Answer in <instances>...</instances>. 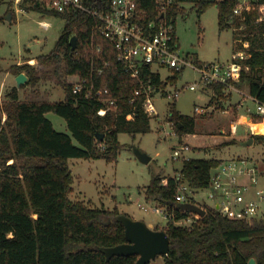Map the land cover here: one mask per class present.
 <instances>
[{"label": "trees", "instance_id": "16d2710c", "mask_svg": "<svg viewBox=\"0 0 264 264\" xmlns=\"http://www.w3.org/2000/svg\"><path fill=\"white\" fill-rule=\"evenodd\" d=\"M137 1L145 9L148 21H158L160 15L153 0ZM82 2L90 9L110 7L109 0ZM263 2L250 0L238 14L240 0H175L167 12L176 24L178 16L185 13L184 3H192L199 14L216 5L219 29L233 30L234 52L246 51L251 55L245 61L249 70L242 72L238 87L247 84L249 94L261 102H264V77L259 75L264 70ZM3 3L0 0V7ZM20 5L22 9L37 10L65 22L54 48L36 57L41 65L57 64L55 72L61 74L58 76L62 78L65 97L55 102L20 100L19 90L14 87L9 99L0 106V264H135L138 259L135 254L108 259L107 248L126 242L125 225L120 220L122 212L119 207H92L73 200L74 176L69 159L115 161L123 147L120 133L136 138L151 131L152 118L145 113L141 99L136 104L130 101L139 82L124 72L113 44L93 30L89 12L49 10L39 0H21ZM3 19L0 14V22ZM73 36L77 38L74 51L70 44ZM93 60L96 69L103 68L99 81L109 85L110 96L117 103L115 110L103 116L98 110L105 104L99 98L74 94L68 82L70 75L89 76ZM195 61L201 63L197 57ZM11 70L15 74L25 72L27 84L33 85L39 82L42 72L28 63L13 65ZM182 71H174L167 81L176 84ZM153 78L160 88H166V81L161 82L159 75ZM207 89L215 95L225 94L223 85ZM169 109L167 120L174 122L179 136L195 133V115L182 113L175 102L169 103ZM48 112L64 117L72 135L57 130L47 117ZM131 113L133 118L129 119ZM2 114L6 115L4 122ZM252 137L264 143V134ZM222 161L190 158L183 160L180 170L199 191L209 185L211 169ZM164 177H169L167 185L162 184ZM144 192L148 201L165 206L169 212L163 228L170 238L166 264H248L251 258L264 264V220L229 219L213 209L196 218L194 212L174 203L176 183L161 172L153 174ZM189 216L195 217L191 225L178 224Z\"/></svg>", "mask_w": 264, "mask_h": 264}, {"label": "rangeland", "instance_id": "374dc122", "mask_svg": "<svg viewBox=\"0 0 264 264\" xmlns=\"http://www.w3.org/2000/svg\"><path fill=\"white\" fill-rule=\"evenodd\" d=\"M20 1L4 0L0 7V14L4 17L0 22V106L9 99V93L14 87L19 90L20 100L61 101L65 92L62 78L58 76L61 74L55 72L57 64L41 65L36 57L54 48L65 22L56 16H44L37 10L22 9ZM183 6L185 13L178 16L175 24L181 56L197 57L202 62L230 61L233 56V30L219 29L217 6L210 5L201 14L192 3H184ZM9 13L11 21L6 18ZM42 21H47L49 28H45ZM25 63L41 70V78L36 85L27 84L26 81L17 87L18 74L13 73L11 67ZM157 69L164 77L171 74L167 69ZM259 75L264 77V70ZM199 78L197 71L187 67L178 76L176 84H168V91L193 82L197 83V89L181 90L176 100L159 94L156 106L160 115L152 119L151 131L138 134L136 138L125 132L120 133L119 140L123 147L115 161L104 158H70L69 165L74 176L71 198L92 207H119L122 215L143 220L153 229L159 226V230H164L167 218L155 210V203L147 200L144 188L150 183L153 174L161 172L168 176L181 169L183 160L171 159L172 147L179 146V139L190 144L191 151L187 154L189 158H220L225 161L238 158L262 159L264 143L254 140L252 144L246 145L254 128L241 122L244 115L255 112L256 102L243 95L241 102L244 104L241 105V102L234 103L231 95L230 98L225 96L221 103H209L210 98L204 92ZM246 85L241 89L245 91ZM239 96L235 93V99H239ZM172 102L176 103L182 113L196 116L195 133L179 136L175 126L168 122L169 103ZM196 106L209 109L207 112L196 113ZM47 117L57 130L72 135L64 117L54 112H48ZM5 119L6 115L2 114V121ZM222 129H225L224 133ZM167 132L170 133L168 136ZM230 140L234 142L223 145V142ZM74 142L78 144L76 140ZM137 149L151 156V161L142 162L136 155ZM196 200L211 202L206 191L200 192ZM148 264H166L165 256H157Z\"/></svg>", "mask_w": 264, "mask_h": 264}, {"label": "built area", "instance_id": "2783aa9c", "mask_svg": "<svg viewBox=\"0 0 264 264\" xmlns=\"http://www.w3.org/2000/svg\"><path fill=\"white\" fill-rule=\"evenodd\" d=\"M39 1L49 10L64 12L81 9L92 15L93 30L113 44L116 58L124 72L139 82V86L130 97L131 103L136 104L141 99L145 113L152 119L159 118L160 115L156 106L159 94L167 99L176 100L181 90L197 89V83L193 82L182 88H175L174 91H168L167 87L160 88L158 86L153 75H159L161 82L166 81L167 85H172L167 79L174 71L191 67L199 73V81L204 89H207L208 86L223 85L226 90L248 96V91L247 93L242 91L238 84L241 82L242 72L249 70L245 61L250 58V53L235 51L232 59L228 62H201L200 64L192 56H181L175 24L167 15L175 0H153L160 15L158 21H148L145 9L139 6L137 0H109L110 7L107 10L90 9L83 4L82 0ZM249 1L240 0L236 12L240 14L244 5ZM262 6L264 8V2ZM41 24L45 28H49L47 21H42ZM100 50L101 47L98 46L97 51ZM108 64L109 62H106V65ZM157 68L167 69L171 74L164 77ZM102 73L103 68L96 69L93 60L89 76L70 75L68 82L72 85L74 94L82 93L86 97L95 96L99 98L105 104L98 110V113L103 116L108 111L115 110L117 103L116 99L110 96L109 85L99 81L98 75ZM248 97L256 102V110L244 115L241 122L253 126V136L259 133L257 126L264 127V102L251 95ZM208 109L195 107L196 113L207 112ZM128 118L132 119L133 114H129ZM168 122L175 126L174 122ZM169 134L166 133L167 136ZM178 145L172 147L171 159H190L187 157L191 151L190 144L179 139ZM170 176L176 183L174 196V203L176 204L195 203L206 210L213 209L219 215L234 220H247L249 222L264 220V157L258 160L246 158L223 160L211 169L209 185L199 191L190 185L181 170ZM168 181L169 177H164L162 184L167 185ZM202 191L207 192L211 202L196 200ZM155 210L163 213L168 219L169 212L165 206L155 204ZM194 216L200 217L196 213ZM195 217L189 216L181 219L178 224L189 226Z\"/></svg>", "mask_w": 264, "mask_h": 264}, {"label": "water", "instance_id": "95a60500", "mask_svg": "<svg viewBox=\"0 0 264 264\" xmlns=\"http://www.w3.org/2000/svg\"><path fill=\"white\" fill-rule=\"evenodd\" d=\"M6 18L11 21V14L6 15ZM71 49L74 51L77 47V38L73 36L70 40ZM28 80L26 73H19L16 77L17 87H20ZM104 134H101V138ZM254 138H249L245 144H252ZM138 158L144 162L149 163L152 159L146 153L136 150ZM182 209L192 211L200 216L206 214V209L195 203H182ZM120 220L125 225L126 242L109 247L106 250L108 259L114 255H137L138 259L135 264H148L157 256H167L170 250V238L165 230H157L149 227L143 220H135L128 215H121ZM248 264H258L255 258H251Z\"/></svg>", "mask_w": 264, "mask_h": 264}, {"label": "crops", "instance_id": "0c3cea01", "mask_svg": "<svg viewBox=\"0 0 264 264\" xmlns=\"http://www.w3.org/2000/svg\"><path fill=\"white\" fill-rule=\"evenodd\" d=\"M233 52H234V50H233ZM198 59H199V58H198ZM199 60H200V59H199ZM33 61H34V60H33ZM33 61H32V62H33ZM200 61H201V60H200ZM201 62H202V61H201ZM241 90H242V89H241ZM247 90H248V86L246 85V90H245L246 93H247ZM242 91H244V90H242ZM204 92H205L206 94H208V96H209V98H210V99H209V103H217V102H220V103H221V102L224 100V97H225V96H228V97L230 98L231 95H233V96H232V99H233V100H232V99H231V100H232L234 103H240V102H241V98L243 97V95L240 94V93H238V92H231V91L226 90V89H225V91H224L225 94H224L223 96L215 95L214 92H213V90H211V89H205ZM235 93L240 94L239 99H235ZM247 95L250 96L249 92H248ZM241 96H242V97H241ZM248 96H247V97H248ZM228 97H227V98H228ZM217 99H218V101H217ZM233 102H230V101H229V103H233ZM234 103H233V104H234ZM222 104H224V103H222ZM240 104L242 105V104H244V102L242 101ZM240 107H241V106H239V108H240ZM239 108H238V109H239ZM238 113H239V111H238ZM221 131L224 133V132H225V129H222Z\"/></svg>", "mask_w": 264, "mask_h": 264}, {"label": "bare ground", "instance_id": "6f19581e", "mask_svg": "<svg viewBox=\"0 0 264 264\" xmlns=\"http://www.w3.org/2000/svg\"><path fill=\"white\" fill-rule=\"evenodd\" d=\"M257 130L259 133H263L264 132V127L263 126H257Z\"/></svg>", "mask_w": 264, "mask_h": 264}]
</instances>
